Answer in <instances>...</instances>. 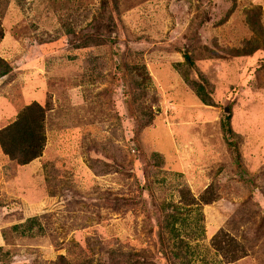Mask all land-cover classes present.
<instances>
[{
    "label": "rangeland",
    "instance_id": "1",
    "mask_svg": "<svg viewBox=\"0 0 264 264\" xmlns=\"http://www.w3.org/2000/svg\"><path fill=\"white\" fill-rule=\"evenodd\" d=\"M0 23V128L37 103L45 135L0 147V264H264V0H0ZM188 202L192 257L164 225Z\"/></svg>",
    "mask_w": 264,
    "mask_h": 264
},
{
    "label": "trees",
    "instance_id": "2",
    "mask_svg": "<svg viewBox=\"0 0 264 264\" xmlns=\"http://www.w3.org/2000/svg\"><path fill=\"white\" fill-rule=\"evenodd\" d=\"M2 37L3 31L0 23V40ZM186 58H188L189 60L188 56H186ZM10 69V65L0 57V77L10 72ZM192 87L198 98L203 103L210 104L209 95L205 91V87L203 85L192 82ZM43 120L44 111L40 105H38L37 103L26 105L11 123L0 128V147L2 151L6 153L10 158L17 160L21 164H25L41 155L42 149L45 144ZM184 195L186 194L184 193ZM200 199L203 201V203H207L211 200L210 197L206 198L204 195H202ZM189 204L192 203L188 202L184 203L183 206H176V212H174L172 215H170L169 213L167 214V216L171 217L172 220L169 222L165 221L164 225L165 227H168L171 232L173 231V235L175 238H179L180 244L185 245V254L192 257L188 239L180 238V233H184L185 235L189 236L188 231L183 230L181 232V228L186 227V225H184V221L188 217L189 212L192 211V209H188L186 207V205ZM197 207L200 208V205L198 203ZM179 210H185L187 212H185L184 216H182L183 214H181L180 216L177 214ZM28 221L29 225L16 224L14 228L16 230H19L22 234H25V229L22 227L28 225L27 230L31 229L33 226L32 224L35 220L31 218ZM189 224H194V228L196 226H200L198 222H190ZM222 239L223 237L219 235L216 236L213 241L215 243H220ZM225 241L227 248L224 252L223 259L229 262L242 256V248L239 247V249L237 250L236 241L232 237H229L228 240ZM61 258L64 259V256L61 255Z\"/></svg>",
    "mask_w": 264,
    "mask_h": 264
}]
</instances>
